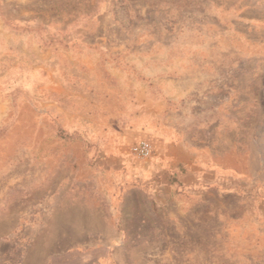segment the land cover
Returning a JSON list of instances; mask_svg holds the SVG:
<instances>
[{
  "label": "rangeland",
  "instance_id": "374dc122",
  "mask_svg": "<svg viewBox=\"0 0 264 264\" xmlns=\"http://www.w3.org/2000/svg\"><path fill=\"white\" fill-rule=\"evenodd\" d=\"M0 264H264V0H0Z\"/></svg>",
  "mask_w": 264,
  "mask_h": 264
},
{
  "label": "crops",
  "instance_id": "0c3cea01",
  "mask_svg": "<svg viewBox=\"0 0 264 264\" xmlns=\"http://www.w3.org/2000/svg\"><path fill=\"white\" fill-rule=\"evenodd\" d=\"M160 136V135H159ZM159 140V144L156 150V147L153 146V151L156 152L155 158L153 161L149 164V169H145L143 172L146 173H157L158 175H161V173H164V176L173 170H176L178 166H181L183 170L177 172V179L179 181L186 185H190V188H197L199 186L202 187L204 182H216V178H212V170L207 169L202 163L194 160V156L196 155V152L191 150L190 147H188L186 144L182 142V140L167 138L161 135L160 137H157ZM163 178L160 180V182H144L146 185L150 186L153 189V193L151 194V207L148 209V218L141 216V213H138L137 219H139V224L142 227L144 225H148L147 222L150 221V218H156L158 215V212H167V213H175V212H181V201L179 198L170 196V190L172 188H175L174 185H168L164 184ZM169 189V193H168ZM192 190V189H190ZM191 196V195H190ZM192 196H195V199L198 198V200H195L196 202L200 201H207L210 196H204L200 194H192ZM225 195L218 194L216 196L217 199L225 198ZM164 204H171L172 209H168V207L164 208ZM161 208V209H160ZM111 235H113V238H110L109 240L113 242L114 244H108L107 246L112 249L113 256L116 255V252L118 250V245L116 244L115 237L117 235L116 229L112 230ZM113 240V241H112ZM78 247V246H77ZM110 249V250H111ZM95 250L102 251L103 248L101 246L96 247ZM78 251V250H77ZM83 249L80 248V252L82 255Z\"/></svg>",
  "mask_w": 264,
  "mask_h": 264
},
{
  "label": "built area",
  "instance_id": "2783aa9c",
  "mask_svg": "<svg viewBox=\"0 0 264 264\" xmlns=\"http://www.w3.org/2000/svg\"><path fill=\"white\" fill-rule=\"evenodd\" d=\"M130 152L139 159H147L153 153V146L148 140L141 139L131 145Z\"/></svg>",
  "mask_w": 264,
  "mask_h": 264
}]
</instances>
